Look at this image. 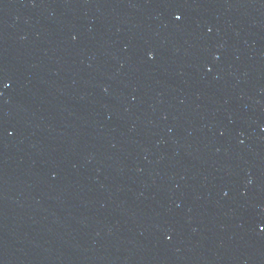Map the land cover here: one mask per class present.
I'll return each instance as SVG.
<instances>
[{
  "label": "water",
  "instance_id": "1",
  "mask_svg": "<svg viewBox=\"0 0 264 264\" xmlns=\"http://www.w3.org/2000/svg\"><path fill=\"white\" fill-rule=\"evenodd\" d=\"M0 264H264V0H0Z\"/></svg>",
  "mask_w": 264,
  "mask_h": 264
},
{
  "label": "snow or ice",
  "instance_id": "2",
  "mask_svg": "<svg viewBox=\"0 0 264 264\" xmlns=\"http://www.w3.org/2000/svg\"><path fill=\"white\" fill-rule=\"evenodd\" d=\"M179 19V17H177Z\"/></svg>",
  "mask_w": 264,
  "mask_h": 264
}]
</instances>
